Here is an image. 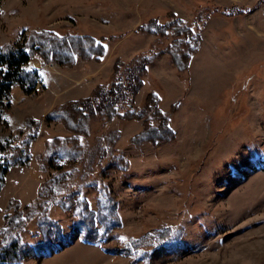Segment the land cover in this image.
I'll return each mask as SVG.
<instances>
[{
    "label": "rangeland",
    "instance_id": "374dc122",
    "mask_svg": "<svg viewBox=\"0 0 264 264\" xmlns=\"http://www.w3.org/2000/svg\"><path fill=\"white\" fill-rule=\"evenodd\" d=\"M246 7L251 10L239 14ZM168 11L203 25L201 46L183 73L164 53L168 38L139 31L153 18L163 24ZM43 29L107 39L109 50L103 63L78 59L61 66L34 57L31 66L42 72L40 85L31 95L13 89L0 140L17 139L27 117L40 120L41 128L32 146L9 152L10 159L28 153L31 159L6 175L0 231L15 199L27 210L24 241L39 238L30 211L42 203L41 185L54 176V194L78 192L71 198L88 200L93 216L105 186L119 223L103 245L90 244L81 238L85 227L79 219L52 205L47 215L62 225L64 240L25 264H264V0L0 2V48L28 43ZM154 41L159 55L134 104L140 109L156 93L175 140L132 142L144 130L143 120L89 118L85 135L46 121L53 109L110 84L117 58L134 62ZM65 48L75 50L71 44ZM59 149L67 158L54 154ZM171 230L182 237L152 249L146 260L128 255L137 241L143 239L147 249Z\"/></svg>",
    "mask_w": 264,
    "mask_h": 264
},
{
    "label": "trees",
    "instance_id": "16d2710c",
    "mask_svg": "<svg viewBox=\"0 0 264 264\" xmlns=\"http://www.w3.org/2000/svg\"><path fill=\"white\" fill-rule=\"evenodd\" d=\"M250 10V7H246L237 11L244 15ZM166 17L168 18L163 24L159 23L158 19H150L149 23L141 26L139 31L149 33L157 40L168 38L169 42L164 47V53L168 54L172 65L183 73L189 70L190 61L201 46L200 31L203 30V25L201 21L190 23L172 11H168ZM31 36L29 42L23 45H6L0 48V127L4 124L6 112L11 107L13 89L18 87L25 95H31L41 81L42 72L31 66L34 57H40L48 62L55 59L61 66H66L78 59L103 63L109 50L107 39L98 40L88 34L77 35L67 31L43 29L35 31ZM69 44L75 47L74 51L65 48ZM152 44L148 51L138 56L134 62H126L117 58L110 84L98 85L87 98L53 109L47 115L46 121L61 122L72 133L85 135L86 122L89 118L99 116L102 120L108 121L116 117L143 120L144 130L138 137L137 135L133 137L132 142L137 138L142 140L141 142L154 144L175 140L174 130L168 125L170 115H166L161 110V100L156 93L151 92L140 109H137L134 104L135 98L144 86V77L148 74L149 66L159 55L157 42L154 41ZM27 118L26 125L17 139L0 140V192L5 186V178L10 169L27 165L30 162L31 153H28L25 158L18 156L14 159H10L9 154L12 148L17 150L30 147L37 140L41 121L33 117ZM51 149L48 148L49 152ZM54 154L63 159L67 158L66 151L62 149L56 150ZM56 177L46 180L41 185L39 198L42 199V203L36 204L30 211L37 219L36 237L39 238L34 242H26L22 237L26 228L23 214L27 210H20L19 202L11 199L8 211L13 212L8 217L6 227L0 231L2 239L0 264H25L26 258H37L46 246L64 240L65 233L62 225L47 215V209L52 205H59L64 212H71L79 219L85 227L81 238L90 244L103 245L108 240L107 234L118 225V219L113 215L111 208V196L105 186L97 194L98 208L96 215L93 216L88 200L84 201L78 197L77 201H73L71 198L76 193L78 195V192L68 190L54 194L52 184ZM47 199L50 200L47 201ZM167 236L147 249H144L147 246L143 239L137 241L133 253H128V255L136 257L135 260H146L152 249L163 247L171 241H177L182 237V233L175 234L171 230ZM105 249L110 253L117 252L111 247H105ZM128 250L131 248L124 249L123 252H128Z\"/></svg>",
    "mask_w": 264,
    "mask_h": 264
},
{
    "label": "snow or ice",
    "instance_id": "6c2138e0",
    "mask_svg": "<svg viewBox=\"0 0 264 264\" xmlns=\"http://www.w3.org/2000/svg\"><path fill=\"white\" fill-rule=\"evenodd\" d=\"M51 143V142H50Z\"/></svg>",
    "mask_w": 264,
    "mask_h": 264
}]
</instances>
